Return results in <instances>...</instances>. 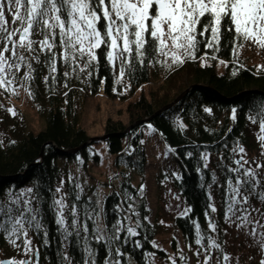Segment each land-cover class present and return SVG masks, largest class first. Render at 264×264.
I'll return each mask as SVG.
<instances>
[{"label": "trees", "instance_id": "obj_1", "mask_svg": "<svg viewBox=\"0 0 264 264\" xmlns=\"http://www.w3.org/2000/svg\"><path fill=\"white\" fill-rule=\"evenodd\" d=\"M6 17L11 30V15L6 12ZM221 33L216 51L203 43L204 39L211 40V33H206L205 37L198 36L201 44L195 59L182 58L183 63L172 64L166 57L153 55L146 57L144 63L133 62L131 69L126 66L122 79L119 61H107V50L105 53L97 50L96 67L89 75L92 69L73 71L75 66L66 64L60 49L56 48V72L52 73L48 54L34 45L37 52L31 55H39V63L29 59L32 79H23L28 69L22 66L16 74L18 83L0 88V200H7L9 192L19 193L27 188H32L38 198L33 206L39 209L42 228H31L27 235L33 248L38 249V256L32 257L33 264L37 260L38 264H86L90 260L94 264H105L108 260L112 264L117 260L121 264H150L151 257L169 256L167 249L156 244L163 226L151 214L146 197L141 194L148 164L145 128L158 134L169 158L167 169L156 175L158 186L162 179L168 178L181 194L186 208L192 209L186 216L177 215L173 220L182 245L177 236L171 237V257L177 264H195L198 257L194 252L201 247L195 243L196 225L204 238L202 245L214 236L215 231L209 227L213 218L218 226L216 231L222 235L228 194L227 170L235 167L234 161L238 158L232 149L243 147L245 153L262 149L264 63L253 61L243 51L249 41L238 47L239 37L223 28ZM32 38L43 39L40 35ZM217 63L222 66L221 73L217 71ZM64 73L69 75L65 77ZM45 77L49 78L45 80ZM152 79L155 80L153 87L149 86L147 93L141 91L132 99L139 87L151 83ZM187 87L190 89L179 101L156 113ZM100 90L112 99L117 97L127 102L128 122L107 117L102 135L91 136L81 122L84 99ZM22 91L29 96L42 123L37 132L16 105ZM9 108L14 110V115ZM142 119L149 120L135 124ZM76 147L79 149L75 152L64 153ZM189 152L193 154L191 157L187 155ZM204 152L208 153L207 168L201 156ZM102 165L105 171H100L98 176L91 173ZM61 180L64 181L62 192L56 193ZM260 191L264 189L258 187L257 192ZM62 194L66 205L76 207L75 228L71 226L68 208L64 210L65 224L56 223L58 214L53 201ZM251 199L260 200L258 196ZM209 204H214L217 211L212 213ZM117 221L119 232L112 227ZM137 221L140 223L138 235L129 237L126 228L136 227ZM85 225L87 231L83 230ZM98 230L102 240L96 238ZM68 232L72 235H67ZM114 236L120 238L114 239ZM23 239L16 240L18 248L0 231V260L22 257ZM137 240L142 246H136ZM116 249H120L122 256L115 255ZM181 254L187 259L180 260Z\"/></svg>", "mask_w": 264, "mask_h": 264}, {"label": "snow or ice", "instance_id": "obj_2", "mask_svg": "<svg viewBox=\"0 0 264 264\" xmlns=\"http://www.w3.org/2000/svg\"><path fill=\"white\" fill-rule=\"evenodd\" d=\"M6 12L12 18L11 30L8 28ZM222 28L233 33L234 37H239L238 47H243L245 41H251L264 49V0H0V42L3 44L0 47V88L18 83L16 74L22 66L28 69L23 79H32L33 69L29 59L39 63V55H31L37 52L34 45H39V51L48 54V67L52 73L56 72V48L60 49L59 54L66 64L75 66L73 71L77 68L81 72L92 69L88 71L89 75L93 74L96 67L97 50L101 53L107 50V61H119V77L122 79L126 66L131 69L133 62L144 63L146 57L153 55L170 56L172 64L183 63L181 57L195 59V53L201 44L198 36L205 37L206 33H211V40L204 39L205 46L218 50L216 45L222 35ZM36 35L43 39H33ZM25 52L30 54L29 57L24 55ZM64 75L67 77L69 73ZM48 78L45 77V80ZM8 111L15 114L11 108ZM232 113L235 119V108ZM261 130L264 131V117L261 119ZM261 139L264 140V137ZM170 151L175 152V149ZM232 152L238 158L234 161L235 167L227 170L225 220L235 223L238 229L251 225L249 235L259 236L260 246L264 248V231L257 232L258 228L264 229V223H261L264 211L249 203L253 196H258L264 202V191L257 192L258 187L264 189V178L258 179V176L264 177V173L257 171L264 169V163L244 159V155H239L246 154L243 147L233 148ZM187 155L191 157L193 154L189 152ZM201 156L205 161L204 167L207 168L208 153L204 152ZM213 178L215 179L214 173ZM63 184L64 181L61 180L56 193L62 192ZM37 199L33 189L27 188L19 193L9 192L7 200H0V231L6 233L10 242L18 248L20 246L16 244V240L23 237V253L29 256V259L0 260V264H33L32 257L38 256V249H34L32 241L27 238L29 229L42 228L38 219L39 209L33 206ZM76 199H79L78 195ZM53 206L58 214L56 223L65 224L64 210L68 208V213L72 216L71 226L75 228L76 207L65 204L64 194L54 199ZM208 208L212 213L217 211L214 204H209ZM191 211V207L185 208L180 215L186 216ZM205 215L208 216L209 213L206 212ZM193 223L196 224L195 221ZM112 227L115 232H119L120 222L117 221ZM138 227L139 221L136 222V227L126 228L129 237L138 235ZM196 227L195 243L201 247L196 249L194 255L198 260L203 256V264H211L214 259L211 248L220 249L221 252L223 249L215 239L202 245L204 238L200 235L199 225ZM209 227L213 231L217 230L214 218ZM83 230L87 231L86 225ZM76 234L79 235V231ZM43 235L46 237L47 232ZM67 235L72 233L68 232ZM96 238L103 239L99 230ZM119 238L114 236V239ZM44 243L47 244L48 241L45 239ZM135 243L138 247L142 246L139 240ZM115 255L122 256L120 249L115 250ZM65 259L70 260L67 257ZM168 259L171 264H177L173 257ZM179 259L187 258L181 254ZM222 259L227 261L229 257L225 255ZM86 264H94V261L90 260ZM105 264L112 262L108 260ZM116 264L121 262L117 260ZM260 264H264V259Z\"/></svg>", "mask_w": 264, "mask_h": 264}, {"label": "rangeland", "instance_id": "obj_3", "mask_svg": "<svg viewBox=\"0 0 264 264\" xmlns=\"http://www.w3.org/2000/svg\"><path fill=\"white\" fill-rule=\"evenodd\" d=\"M18 39V37H14ZM243 51L249 53L252 57V60L257 61L258 63H264V49H261L259 45L253 44L249 41L243 47ZM184 57H181V59ZM171 60V57H166V60ZM172 61V60H171ZM217 71L222 72V66L220 63H217ZM154 79L151 80V83L148 82L139 87L137 92H135L132 99H136L137 95L141 91L147 93L149 86L153 87ZM21 98L16 102V105L21 108L23 113L26 115V120L30 127L37 132L42 128V123L34 110L33 103L29 99L27 93L21 92ZM127 102L122 101L119 98H110L102 92V90L94 93L92 96H87L84 99L83 106V115H82V125L87 129L88 133L91 136L102 135V128L106 122L107 117H112L113 119L120 118L126 123L127 112L125 110ZM145 130V152H146V162L148 163L144 173L146 176L141 186L142 192L146 197V201L151 209V214L156 215L158 221L162 224L163 230L158 234L156 238V244L164 249H167L169 256L166 259L151 257L150 264H171V261L168 259L171 256V249L169 247L170 240L172 236H177L179 239V244L182 245L181 236L176 230V227L173 225V220L177 215H180V212L186 208V203L177 191L174 185L170 180L162 179L160 182L161 185L158 186L156 181V175L158 171L166 170V163L168 156H166L167 151L163 145L162 140L159 139L158 134L152 130ZM264 137V131L261 134ZM262 149L258 151L247 152L244 155L246 160H255L260 163H264V140L262 142ZM255 167V165H253ZM106 168L102 165L98 168H94L91 173L98 176L100 171H105ZM258 172L264 173V169H258ZM259 177V176H258ZM100 181H103V178H100ZM179 197V198H177ZM249 203L263 211L261 200L257 201L250 198ZM253 216H256V213H253ZM225 226L221 232H213L214 236L212 239H215L220 243L223 252L220 249L211 248L213 254V261L211 264H260V261L264 259V248L260 246L259 236L253 237L249 235L251 231V225L247 228L238 229L235 223H229L224 219ZM261 223H264V220H261ZM264 229H257V232H262ZM210 242V241H209ZM227 255L229 260L225 261L222 259L223 256ZM29 259L28 255L23 254L22 257L16 259ZM203 256L199 257L195 261V264H203ZM33 262V261H32Z\"/></svg>", "mask_w": 264, "mask_h": 264}, {"label": "water", "instance_id": "obj_4", "mask_svg": "<svg viewBox=\"0 0 264 264\" xmlns=\"http://www.w3.org/2000/svg\"><path fill=\"white\" fill-rule=\"evenodd\" d=\"M192 86H193V85H191L190 87H192ZM190 87H187L185 90H183L182 92H180V94L177 95V96H176V97H175V98H174L169 104L162 106L158 111H156V113H159L160 111H162V110H164V109H166V108H169L171 105H173L174 103H176L177 101H179L180 98L183 97L182 95H183L186 91H188V90L190 89ZM148 120H149V119H142V120L136 122L135 124H139V122H142V121H148ZM135 124H133V125H135ZM133 125H131V126H133ZM131 126H128V128L131 127ZM78 149H79V147H76L74 150H65L64 153L70 154V153L75 152V151L78 150ZM7 259H8V258L1 259V260H7Z\"/></svg>", "mask_w": 264, "mask_h": 264}]
</instances>
